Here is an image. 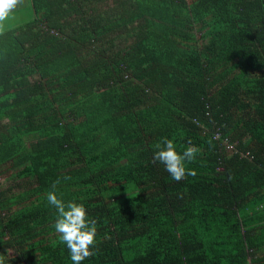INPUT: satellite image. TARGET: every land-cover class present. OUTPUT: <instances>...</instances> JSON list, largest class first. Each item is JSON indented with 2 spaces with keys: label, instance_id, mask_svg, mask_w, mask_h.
Returning a JSON list of instances; mask_svg holds the SVG:
<instances>
[{
  "label": "trees",
  "instance_id": "obj_1",
  "mask_svg": "<svg viewBox=\"0 0 264 264\" xmlns=\"http://www.w3.org/2000/svg\"><path fill=\"white\" fill-rule=\"evenodd\" d=\"M27 1L0 33L5 264H73L58 179L97 221L82 264H264V0Z\"/></svg>",
  "mask_w": 264,
  "mask_h": 264
},
{
  "label": "clouds",
  "instance_id": "obj_2",
  "mask_svg": "<svg viewBox=\"0 0 264 264\" xmlns=\"http://www.w3.org/2000/svg\"><path fill=\"white\" fill-rule=\"evenodd\" d=\"M22 2L23 0H0V27L9 13ZM155 148L157 151L154 153V162L162 163L173 180L179 182L187 175L196 174L194 171H186L185 168V161L192 162L196 158L199 151L196 147L189 146L181 154L177 151L173 140L162 138ZM59 184L58 179L46 195L48 203L55 207L58 214L54 229L60 241L67 246L73 264H82L85 259L95 256L98 252L97 221L89 218L83 204L75 201L65 202L58 197ZM5 261V255L0 254V264H5Z\"/></svg>",
  "mask_w": 264,
  "mask_h": 264
},
{
  "label": "rangeland",
  "instance_id": "obj_3",
  "mask_svg": "<svg viewBox=\"0 0 264 264\" xmlns=\"http://www.w3.org/2000/svg\"><path fill=\"white\" fill-rule=\"evenodd\" d=\"M32 14L31 5L27 0H23L22 3L18 4L8 15L7 19L2 22L0 32L15 28L20 22H29L28 16ZM20 17V20H19ZM0 183H4V180H0ZM7 185V183H6Z\"/></svg>",
  "mask_w": 264,
  "mask_h": 264
},
{
  "label": "crops",
  "instance_id": "obj_4",
  "mask_svg": "<svg viewBox=\"0 0 264 264\" xmlns=\"http://www.w3.org/2000/svg\"><path fill=\"white\" fill-rule=\"evenodd\" d=\"M18 26H19V24L16 27H18ZM16 27L12 28V29H16ZM12 29H10V30H12ZM10 30H7V31H10ZM7 31H3V32H7ZM3 32H0V33H3Z\"/></svg>",
  "mask_w": 264,
  "mask_h": 264
}]
</instances>
